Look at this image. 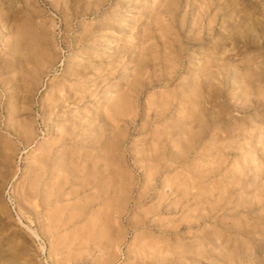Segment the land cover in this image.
Here are the masks:
<instances>
[{"label":"rangeland","instance_id":"1","mask_svg":"<svg viewBox=\"0 0 264 264\" xmlns=\"http://www.w3.org/2000/svg\"><path fill=\"white\" fill-rule=\"evenodd\" d=\"M218 2L0 0V264H264V101L239 97L264 37L229 39Z\"/></svg>","mask_w":264,"mask_h":264},{"label":"bare ground","instance_id":"2","mask_svg":"<svg viewBox=\"0 0 264 264\" xmlns=\"http://www.w3.org/2000/svg\"><path fill=\"white\" fill-rule=\"evenodd\" d=\"M249 2H255V1H251V0H225V2H218L219 5H221L219 12L216 14V17L218 18H222V24L224 22H227V25L231 27V30L229 32V39H233L235 40L237 43L241 42L242 45H244V47L248 46L250 47V44L252 42H256L259 39V36L264 37V18H259V19H254L253 15H252V11L250 9H247L246 6L244 5V3H249ZM256 2L258 4H263L264 0H256ZM255 2V4H256ZM171 3V2H168ZM240 6V7H239ZM164 12H166V14H168L169 18H172V12L169 6H166V9L164 10ZM163 15V14H162ZM165 15V14H164ZM212 19L211 21H209L206 25L202 24L200 25L198 28L195 29V39H202L205 38L206 35L207 36H212L213 34L216 33V31L218 30V24H217V18ZM201 23V22H200ZM194 25H198V23L195 21ZM20 35H22L20 33ZM21 36L18 37V41L21 40L20 39ZM225 43V42H224ZM236 43V44H237ZM263 51H264V47H262ZM217 63V62H216ZM216 65V64H215ZM217 65H222L219 61ZM223 73L220 71V74ZM207 74H199L197 75V79L199 81V79ZM254 75L258 76L259 74L257 73H253L252 70H246V72H244V76L242 75V80L247 82V88L245 89H241L240 90V98L241 100V104H240V108L242 109H248L253 105H257L260 102L264 101V91L260 90V92L257 93V97H255V79H254ZM257 80V78H256ZM196 82H193V85L185 88L184 92H183V97L180 99L179 101V107L177 109V111H179V113H182L181 117L177 118V120H175V126H174V130L173 128L172 131L169 129V134H171L173 131L174 134H176L178 136L179 139L181 138H185L184 135H187L188 138L191 139L190 136V131L188 129V127L186 126L187 122L189 121V118L191 117L189 113L194 112L195 109L198 107L199 104V100L198 98V88L196 87ZM126 99L125 97H122L119 100V106L117 108V115H125L126 113V108H127V104H126ZM53 107V106H52ZM189 114V115H188ZM127 116V115H126ZM102 117V119H104V116H100ZM114 116H109L108 118H113ZM23 122V121H22ZM22 128H23V133L26 137L30 138L32 131L29 129V127L27 128V125L24 123H22ZM65 133L70 132V129L68 127L64 128ZM164 134V133H163ZM174 138V136L172 137V139ZM189 145L186 144L184 145L185 147ZM43 146V144L41 145ZM264 146V145H263ZM46 163H48L47 159L43 158V162L42 164L46 166ZM53 166L55 164H58V162L56 160H53ZM261 174L257 173V177H259ZM26 196H30L29 194H25ZM26 201L30 204V206L25 205L24 207L19 205V209L20 211L24 214L25 210L26 212L31 210L32 208H34L35 210L38 209V206L36 204V201L33 200V204L31 203L30 199H26ZM25 209V210H24ZM38 211V210H37ZM33 230V233L35 235L38 236V234ZM250 233L249 230H247V232H245V236ZM243 234V235H244ZM250 236H248L247 239H249ZM217 239V238H216ZM220 264V263H219ZM222 264V263H221ZM228 264V263H226Z\"/></svg>","mask_w":264,"mask_h":264}]
</instances>
